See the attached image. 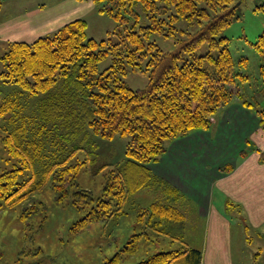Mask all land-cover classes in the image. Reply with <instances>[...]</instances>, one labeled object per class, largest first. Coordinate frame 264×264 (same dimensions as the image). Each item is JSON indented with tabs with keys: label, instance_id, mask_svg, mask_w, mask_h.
I'll return each mask as SVG.
<instances>
[{
	"label": "trees",
	"instance_id": "16d2710c",
	"mask_svg": "<svg viewBox=\"0 0 264 264\" xmlns=\"http://www.w3.org/2000/svg\"><path fill=\"white\" fill-rule=\"evenodd\" d=\"M94 1L124 26L117 40L89 37L87 21L76 18L33 41L11 42L0 55L3 82L18 85L20 95L42 96L29 111L30 101H22L19 94H0V116L11 114L12 122L4 144L15 160L0 172V198L17 200L47 180L63 195L87 163L78 153L89 147L94 151L95 137L127 136V159L111 171L103 194L92 198L89 212L75 224L85 227L116 212L127 213L123 207L129 193L159 187L165 200L140 206L138 222L170 234L171 226L185 219L179 208L183 196L148 166L166 152V141L209 130L213 116L235 98L249 110L254 108L242 95L243 84L250 81L244 70L248 57H235L230 38L222 33L237 17V4L235 0ZM138 5L146 16L144 24ZM152 33L174 37L178 48L163 50L150 40ZM203 44L207 51L198 53ZM252 45L262 55L259 75L264 88V29ZM109 55L111 64L101 70L100 63ZM131 70L147 73L148 84L132 88L125 80ZM255 112L264 126V109ZM232 169L227 165L222 170ZM178 238L182 237L174 236ZM119 255L109 262L116 264ZM201 260L202 252L186 244L158 251L138 264H201Z\"/></svg>",
	"mask_w": 264,
	"mask_h": 264
},
{
	"label": "rangeland",
	"instance_id": "374dc122",
	"mask_svg": "<svg viewBox=\"0 0 264 264\" xmlns=\"http://www.w3.org/2000/svg\"><path fill=\"white\" fill-rule=\"evenodd\" d=\"M1 1L0 23L18 19L17 16L26 12L35 13L31 19L34 24L40 23L39 29H45L48 22L53 20L57 23L62 20L67 22L74 18H84L87 21V35L99 41L109 37L117 40L118 31L124 29L112 15L101 10V3L94 0ZM235 2L237 17L222 33L230 38V48L235 57H248V65L244 70L250 75V81L243 84V98L253 103V111L257 108L264 109V88L259 75L262 55L252 45L264 29V8L261 7L264 0ZM136 9L140 13L141 23H146L142 6L138 5ZM150 40L155 41L165 51L178 48L174 37L152 33ZM10 42L0 37V55L9 49ZM207 49V45L203 44L197 51L204 53ZM111 62L112 56L109 55L100 63V69L106 68ZM3 69V63L0 62V72ZM125 80L132 88H143L148 84L149 76L142 71L131 70L125 76ZM19 90L18 85L5 83L0 79L2 97L17 95ZM20 94L18 96L22 101H30L29 111L36 108L37 101L42 97L40 95L26 97L25 93ZM217 115L213 116V123L207 131L210 132L212 144L213 137L221 135L220 124L224 122V119L219 120L221 116ZM11 125V114L0 116V172L11 168L15 162L4 144L5 135ZM229 129L227 139H234L237 129L231 122ZM259 129L264 131L260 121ZM195 135L197 133L177 139L182 141L186 138L183 144L187 145L191 143L205 145V142L195 138ZM95 140L94 151L89 147L88 150H81L78 153L80 160L86 159L87 163L83 164L65 194L56 193L51 180H47L42 187L17 200L14 196L0 198V264H113L114 262H109V259L118 253L120 255L115 260L116 264H138L161 250L177 249L186 244L202 248L206 236L204 221L196 215L189 200L182 199L180 202L179 208L185 214V219L183 222L174 223L170 228V234L156 229L155 225L150 228L145 226V221L138 222L140 206L165 200L159 187H146L129 193L123 207L127 213L123 210L110 217L88 222L85 227L76 226L75 222L82 220L89 212L92 198L103 194L105 184L112 175L111 171H117L119 164L127 159L129 137L116 135L112 139H107L97 136ZM249 141L250 139L244 144L245 148L240 151L239 156L250 153V150L264 151L260 143ZM171 143V140L166 141V147L169 148ZM223 146L227 147L225 143ZM154 165L155 163H151L148 167L156 175ZM35 168L33 165V169L30 168L31 172ZM25 177L28 176L20 175V179ZM161 177L166 179L164 176ZM234 232L239 239L247 234L241 226L236 227ZM134 235L138 237L135 238ZM174 236L182 238L174 239ZM257 237L254 236L255 244L260 241ZM249 249L248 246L247 252ZM248 260L247 264L256 261ZM260 261L261 263L257 261L251 264H264L262 260Z\"/></svg>",
	"mask_w": 264,
	"mask_h": 264
},
{
	"label": "crops",
	"instance_id": "0c3cea01",
	"mask_svg": "<svg viewBox=\"0 0 264 264\" xmlns=\"http://www.w3.org/2000/svg\"><path fill=\"white\" fill-rule=\"evenodd\" d=\"M34 14L26 12L18 19L1 22L0 37L11 42L33 41L73 20H53L45 29H39L40 23L34 24L31 19ZM235 100L216 113L224 122L213 144L208 130L193 131L189 136L197 133L195 138L205 145H187L183 144L186 138H176L154 162L156 175L164 176L177 188L204 221L206 236L202 248H197L202 252L201 264H247L248 259L264 262V159L262 151L257 150L239 156L248 139L264 147V131L259 129L255 111L246 108L241 99ZM230 122L237 129L234 139H227ZM227 165L233 167L232 171L222 172ZM240 226L247 232L241 239L233 233ZM255 235L260 240L257 244Z\"/></svg>",
	"mask_w": 264,
	"mask_h": 264
}]
</instances>
